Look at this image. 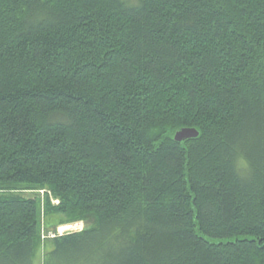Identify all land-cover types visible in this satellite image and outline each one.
I'll return each mask as SVG.
<instances>
[{"label": "trees", "instance_id": "trees-1", "mask_svg": "<svg viewBox=\"0 0 264 264\" xmlns=\"http://www.w3.org/2000/svg\"><path fill=\"white\" fill-rule=\"evenodd\" d=\"M41 214L54 264H264V0H0V264Z\"/></svg>", "mask_w": 264, "mask_h": 264}, {"label": "rangeland", "instance_id": "rangeland-1", "mask_svg": "<svg viewBox=\"0 0 264 264\" xmlns=\"http://www.w3.org/2000/svg\"><path fill=\"white\" fill-rule=\"evenodd\" d=\"M33 191L24 190L22 193L25 196H31ZM39 194L40 197L43 196L42 190L34 191ZM35 193V194H36ZM53 204H57L56 199H51ZM43 216L41 214V228L40 235L42 239V243L37 250V254L34 259V264H54L56 260L59 259L61 254L59 253H51L52 249V241L49 240L56 235H64L71 232L81 231L84 227L82 222H71V223H59L61 220V216L59 215H50L49 217ZM76 225V226H75ZM61 229V231H59ZM60 232V233H59ZM64 261V260H60Z\"/></svg>", "mask_w": 264, "mask_h": 264}, {"label": "water", "instance_id": "water-1", "mask_svg": "<svg viewBox=\"0 0 264 264\" xmlns=\"http://www.w3.org/2000/svg\"><path fill=\"white\" fill-rule=\"evenodd\" d=\"M197 135L198 130L194 127H182L174 133L173 139L180 142L189 138H195Z\"/></svg>", "mask_w": 264, "mask_h": 264}, {"label": "clouds", "instance_id": "clouds-1", "mask_svg": "<svg viewBox=\"0 0 264 264\" xmlns=\"http://www.w3.org/2000/svg\"><path fill=\"white\" fill-rule=\"evenodd\" d=\"M240 160H241V157L239 155L234 157L233 165H234L235 168H237V170H239Z\"/></svg>", "mask_w": 264, "mask_h": 264}, {"label": "built area", "instance_id": "built-area-1", "mask_svg": "<svg viewBox=\"0 0 264 264\" xmlns=\"http://www.w3.org/2000/svg\"><path fill=\"white\" fill-rule=\"evenodd\" d=\"M76 226V225H75ZM59 231H61V229H59ZM60 233V232H59Z\"/></svg>", "mask_w": 264, "mask_h": 264}]
</instances>
